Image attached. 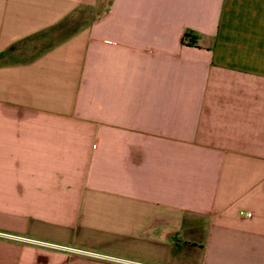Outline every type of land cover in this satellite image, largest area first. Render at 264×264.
Returning a JSON list of instances; mask_svg holds the SVG:
<instances>
[{
	"label": "crops",
	"instance_id": "crops-1",
	"mask_svg": "<svg viewBox=\"0 0 264 264\" xmlns=\"http://www.w3.org/2000/svg\"><path fill=\"white\" fill-rule=\"evenodd\" d=\"M99 1L0 0V264H264V0H108L11 60Z\"/></svg>",
	"mask_w": 264,
	"mask_h": 264
},
{
	"label": "rangeland",
	"instance_id": "rangeland-1",
	"mask_svg": "<svg viewBox=\"0 0 264 264\" xmlns=\"http://www.w3.org/2000/svg\"><path fill=\"white\" fill-rule=\"evenodd\" d=\"M107 1L108 0H100L97 8L92 6L81 7L64 23L58 24L47 31L22 39L18 42L14 52H11V60H28L47 47L63 40L86 24L95 12L103 10Z\"/></svg>",
	"mask_w": 264,
	"mask_h": 264
},
{
	"label": "trees",
	"instance_id": "trees-1",
	"mask_svg": "<svg viewBox=\"0 0 264 264\" xmlns=\"http://www.w3.org/2000/svg\"><path fill=\"white\" fill-rule=\"evenodd\" d=\"M183 39H189V42H190V40H191V35H190V33L185 32L184 35H183Z\"/></svg>",
	"mask_w": 264,
	"mask_h": 264
},
{
	"label": "built area",
	"instance_id": "built-area-1",
	"mask_svg": "<svg viewBox=\"0 0 264 264\" xmlns=\"http://www.w3.org/2000/svg\"><path fill=\"white\" fill-rule=\"evenodd\" d=\"M247 216L251 215V213H246Z\"/></svg>",
	"mask_w": 264,
	"mask_h": 264
}]
</instances>
